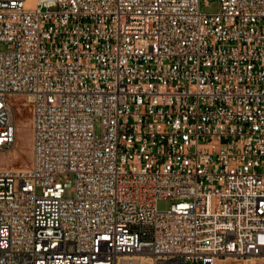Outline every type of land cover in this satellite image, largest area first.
<instances>
[{"label": "built area", "instance_id": "2783aa9c", "mask_svg": "<svg viewBox=\"0 0 264 264\" xmlns=\"http://www.w3.org/2000/svg\"><path fill=\"white\" fill-rule=\"evenodd\" d=\"M218 1L0 0V264L264 257V0Z\"/></svg>", "mask_w": 264, "mask_h": 264}, {"label": "rangeland", "instance_id": "374dc122", "mask_svg": "<svg viewBox=\"0 0 264 264\" xmlns=\"http://www.w3.org/2000/svg\"><path fill=\"white\" fill-rule=\"evenodd\" d=\"M219 5L218 0H210L209 5L202 4V10L205 12H215L219 9ZM23 121L27 123V127L24 130L21 128ZM17 123L18 132L15 143L9 147L0 148V154L6 156H0V166H5L6 168H26L31 165L33 159V129L31 113L28 108H23L18 114ZM169 204L170 201L163 200L159 203V207L165 209ZM220 264H264V257L253 258L246 261L224 259L220 261Z\"/></svg>", "mask_w": 264, "mask_h": 264}, {"label": "bare ground", "instance_id": "6f19581e", "mask_svg": "<svg viewBox=\"0 0 264 264\" xmlns=\"http://www.w3.org/2000/svg\"><path fill=\"white\" fill-rule=\"evenodd\" d=\"M22 122V121H21ZM22 125V129L24 130V129H26V127H27V123H26V121H23V123L21 124ZM33 135V134H32ZM17 151V150H16ZM10 155H12V154H10ZM0 156H3V157H6L4 154H0ZM1 167H5V166H0V168ZM130 262H128V261H126L125 260V264H129ZM139 263H142V264H148L149 262H148V259H146V258H144V257H138V258H135L133 261H132V263L131 264H139Z\"/></svg>", "mask_w": 264, "mask_h": 264}]
</instances>
